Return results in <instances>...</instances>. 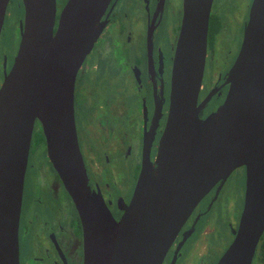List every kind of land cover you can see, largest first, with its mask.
<instances>
[{
  "label": "water",
  "instance_id": "95a60500",
  "mask_svg": "<svg viewBox=\"0 0 264 264\" xmlns=\"http://www.w3.org/2000/svg\"><path fill=\"white\" fill-rule=\"evenodd\" d=\"M10 0H0V33ZM214 0H183L170 78L169 111L154 162H143L116 220L88 191L79 149L74 86L110 0H21L20 40L0 84V264H19L18 226L34 123L83 225V264H162L198 202L245 167L234 238L216 264H252L264 233V0H252L223 103L198 115Z\"/></svg>",
  "mask_w": 264,
  "mask_h": 264
},
{
  "label": "flooded vegetation",
  "instance_id": "af4514ba",
  "mask_svg": "<svg viewBox=\"0 0 264 264\" xmlns=\"http://www.w3.org/2000/svg\"><path fill=\"white\" fill-rule=\"evenodd\" d=\"M251 3L252 0L246 19L242 21L238 49L232 58V47L227 49V41L233 43V35L228 36V32L223 35L226 21L214 13L221 20V28L213 37L208 26L206 61L197 101L200 118L213 114L226 97L227 72L239 52ZM182 5L183 0H110L101 16L104 23L101 33L76 75L74 117L88 191L102 196L116 220L132 198L143 162L147 159L154 162L157 155L169 111L171 68L182 21ZM15 13H22L18 20L21 23L24 16L21 0L8 2L0 38L7 18L14 19ZM16 51L9 63L8 55L0 49V84ZM83 83L90 86L89 92L83 88ZM97 87L102 88L98 91ZM109 87L111 89L104 90ZM82 94L85 100L79 107L78 96ZM235 171L244 176L245 193V167H238L231 174ZM231 174L225 181H218L194 207L162 264H206L203 257L210 251L208 238L213 227L205 217ZM236 229L230 227L232 240ZM18 243L19 264L84 263L83 225L70 193L49 160L38 120L34 123L24 176ZM186 247L188 253H184ZM199 247L203 251L198 253ZM224 252L207 264H216ZM258 263L253 258L252 264Z\"/></svg>",
  "mask_w": 264,
  "mask_h": 264
},
{
  "label": "rangeland",
  "instance_id": "374dc122",
  "mask_svg": "<svg viewBox=\"0 0 264 264\" xmlns=\"http://www.w3.org/2000/svg\"><path fill=\"white\" fill-rule=\"evenodd\" d=\"M66 0H56L57 3V12L61 10ZM251 0H216L214 3L213 10L214 13H218L221 16V19L226 21L227 27L225 29L226 35L228 32L229 35H233V43L227 41L228 46L232 47V55L236 54V51L239 46V40L241 37V27L242 21L246 19L247 9L249 7ZM12 6V5H10ZM9 10V9H8ZM213 13V14H214ZM14 19L12 17L7 18L4 32L0 38V49L3 53L7 54L9 63L11 62L12 54L18 48L17 44L19 43V31L18 23L19 18H22V13H15ZM20 24V23H19ZM14 34V37L12 35ZM10 38L12 41H10ZM224 42V40H223ZM1 56V54H0ZM226 60H230L227 58ZM1 64V58H0ZM84 89L89 92L91 90L89 85L83 83ZM88 86V87H87ZM98 91L102 87H97ZM109 88H104V90H109ZM79 107L82 105L83 100H85L84 95H79ZM83 118V116L81 115ZM80 123V119L78 118ZM79 125V124H78ZM121 176L119 172V177ZM121 178V177H120ZM244 198V176L240 171H235L231 174L228 181L225 184L223 191L221 192L219 199L213 205L209 214L205 217L207 222L211 223L213 227L212 235L208 238L210 244V251L208 255L203 257L206 264L209 263V260L212 258L218 257L229 245L232 240V235L230 233V227L233 229L237 227L240 213L243 206ZM184 253H188V248L184 250ZM203 248L199 247L198 253L202 252ZM258 264H263L262 262Z\"/></svg>",
  "mask_w": 264,
  "mask_h": 264
},
{
  "label": "trees",
  "instance_id": "16d2710c",
  "mask_svg": "<svg viewBox=\"0 0 264 264\" xmlns=\"http://www.w3.org/2000/svg\"><path fill=\"white\" fill-rule=\"evenodd\" d=\"M209 27H210L209 33H210V36L212 37L215 36L220 31L221 20L219 19V16H217L216 14H212ZM254 258L257 261L264 263V233L259 240Z\"/></svg>",
  "mask_w": 264,
  "mask_h": 264
}]
</instances>
